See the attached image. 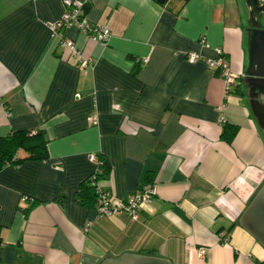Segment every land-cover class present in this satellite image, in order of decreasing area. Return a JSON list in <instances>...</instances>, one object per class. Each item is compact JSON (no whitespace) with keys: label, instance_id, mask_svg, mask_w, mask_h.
<instances>
[{"label":"crops","instance_id":"crops-1","mask_svg":"<svg viewBox=\"0 0 264 264\" xmlns=\"http://www.w3.org/2000/svg\"><path fill=\"white\" fill-rule=\"evenodd\" d=\"M82 1L90 22L112 31L103 44L61 30L94 59L87 70L48 26L63 0H0V137L43 131L48 140L46 158L0 167V264H98L125 253L264 264V247L239 225L264 184V131L244 88L246 0ZM216 47L240 75L235 85L187 57L215 58ZM226 126L238 127L232 141ZM92 155L107 162L114 202L158 184L137 220L98 216L84 190Z\"/></svg>","mask_w":264,"mask_h":264},{"label":"built area","instance_id":"built-area-1","mask_svg":"<svg viewBox=\"0 0 264 264\" xmlns=\"http://www.w3.org/2000/svg\"><path fill=\"white\" fill-rule=\"evenodd\" d=\"M65 12L61 18L48 22V26L52 32V35L59 37L63 46L75 53L80 58L79 67L82 70H87L94 67L95 61L90 56H85L76 43L70 39H62L61 30L71 26L77 27L82 33L86 34L91 39L106 44L112 35L111 29L106 25L94 24L84 14L85 2L82 0H63ZM201 43L210 48V43L205 37L200 39ZM216 57H204L198 52H190L187 57L190 62L195 63L199 60H203L210 69L217 70L219 75L224 79L227 86L235 85L240 75L233 73L230 70V63L226 59L225 52L222 48L216 47ZM147 61V60H144ZM90 121L92 124L98 122L96 116H91ZM91 159L96 162L97 169L90 177L91 185L97 190L98 204L97 214L100 218L103 217H115L122 214L129 216L131 220H137L139 217V210L143 204L150 203L158 195L159 186L157 183H149L144 185L141 189L131 194L125 200L117 202L112 201L111 190L106 189L102 182L98 179V176L102 174L101 166L103 161L98 158L97 155H92ZM92 225L89 221L86 224V230ZM220 239L228 243L230 241L229 236L223 232L220 234ZM205 251L201 250L199 255H204Z\"/></svg>","mask_w":264,"mask_h":264},{"label":"water","instance_id":"water-1","mask_svg":"<svg viewBox=\"0 0 264 264\" xmlns=\"http://www.w3.org/2000/svg\"><path fill=\"white\" fill-rule=\"evenodd\" d=\"M168 0H159L165 3ZM249 9V66L246 72L250 106L264 131V102L258 97L264 93V28L261 18L264 15L262 0H246ZM254 92V94H252ZM239 225L264 247V184L250 201L242 214ZM98 264H174L167 258L140 254L125 253L118 258L105 257Z\"/></svg>","mask_w":264,"mask_h":264},{"label":"trees","instance_id":"trees-1","mask_svg":"<svg viewBox=\"0 0 264 264\" xmlns=\"http://www.w3.org/2000/svg\"><path fill=\"white\" fill-rule=\"evenodd\" d=\"M238 127L226 126L223 132V136L228 140L232 141L236 136ZM47 145L48 140L43 131H38L36 133L27 131H14L7 136L0 137V167L6 166L8 164H21L26 159H43L47 156ZM19 150H24L27 152V157L20 159L16 158ZM98 158L103 161L101 166L102 174L98 176V179L102 182L103 186L106 187L105 182L110 175V170L107 166V162L101 155ZM84 190H88L91 194H94V199L98 204L97 190L91 185V179L88 178L84 184ZM110 190V189H108ZM84 191L82 190L80 194L82 195Z\"/></svg>","mask_w":264,"mask_h":264},{"label":"rangeland","instance_id":"rangeland-1","mask_svg":"<svg viewBox=\"0 0 264 264\" xmlns=\"http://www.w3.org/2000/svg\"><path fill=\"white\" fill-rule=\"evenodd\" d=\"M261 22H262V28H264V15L261 18ZM248 24H249V22H248ZM247 84L249 85V83H244V88H245V92H246L248 98L250 99L249 93H248L249 88H248ZM258 99L261 100V101H264V93L259 95Z\"/></svg>","mask_w":264,"mask_h":264},{"label":"flooded vegetation","instance_id":"flooded-vegetation-1","mask_svg":"<svg viewBox=\"0 0 264 264\" xmlns=\"http://www.w3.org/2000/svg\"><path fill=\"white\" fill-rule=\"evenodd\" d=\"M264 2V0H262ZM251 85L253 84L252 82H249ZM252 94H254V92H252Z\"/></svg>","mask_w":264,"mask_h":264}]
</instances>
